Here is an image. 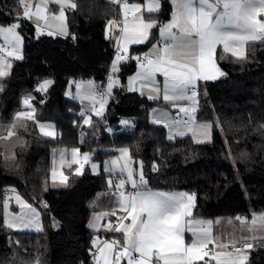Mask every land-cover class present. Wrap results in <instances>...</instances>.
<instances>
[{"label": "trees", "instance_id": "trees-1", "mask_svg": "<svg viewBox=\"0 0 264 264\" xmlns=\"http://www.w3.org/2000/svg\"><path fill=\"white\" fill-rule=\"evenodd\" d=\"M73 2L77 7L66 9L67 35L34 37V24L17 19L22 9L17 0H0V23L19 21L23 38L22 59H13L10 72L0 77V121L8 123L22 110L25 95L36 115L16 131L14 157H6L0 146V264H95L89 251L93 236H118L95 231L88 221L96 210L93 199L115 189L121 174L93 173L89 166L77 174L72 165L64 168V185L55 186L49 178L51 156L60 145L93 152L101 161L126 147L134 162H141L146 189L195 194L194 217H242L248 223L264 214V40L247 42L243 57L218 51L216 61L225 75L197 87L196 118L212 125L210 140L197 143L190 135L169 139L163 126L150 121L159 100L114 87L98 118L80 114V102L65 96L69 79L106 83L116 42L105 36V26L119 16L120 2ZM170 12L171 0H160L159 9L149 14L156 19L153 38ZM141 50L140 45L131 48L132 53ZM126 61L120 66L121 82L136 68L133 58ZM43 78L53 79L44 92L35 89ZM45 120L53 122L55 137L39 131L37 121ZM10 189L39 208L41 230H14L5 224ZM245 264H264V245L249 249Z\"/></svg>", "mask_w": 264, "mask_h": 264}, {"label": "snow or ice", "instance_id": "snow-or-ice-1", "mask_svg": "<svg viewBox=\"0 0 264 264\" xmlns=\"http://www.w3.org/2000/svg\"><path fill=\"white\" fill-rule=\"evenodd\" d=\"M60 5L59 14H53L51 19L65 21V8L75 9L77 5L72 0H54ZM111 2L119 3L120 0H111ZM154 2V0H153ZM18 6L22 8L23 15H18L17 19L25 18L32 19L35 16L37 19L48 20V16L44 15L46 9L39 4L33 5L31 0H17ZM177 6V11L173 13L172 20L160 28V36L164 43L161 56L156 59H148L145 55L144 59L148 61L147 65H141V71L137 73V77L144 84H156V75L159 73L163 76V99L165 101H191L193 107L191 109L180 107L179 113H184L188 117L187 120L177 118L169 123L171 129L173 125H183L189 131L195 127V117L189 115L190 112L196 111V103L198 93L196 90L197 81L199 80H215L216 73L219 76H224L216 63L215 55L217 47L222 46L224 52H231L233 55H243L238 53L234 46L247 43L249 41L264 39V19L259 17L264 14V0H173ZM35 11H32V8ZM124 9L129 10L128 5L124 4ZM138 5H133L132 10L137 9ZM156 8L151 4L148 7V12L155 11ZM109 25L118 27L114 21H109ZM154 22L146 23L143 20L132 24L131 28L125 20L124 26L120 29L122 33L121 39L125 44H143L150 39V30L156 27ZM19 23H13L7 27L0 26V35L4 36L5 41L13 45L14 49H18L21 41L17 29ZM53 33H49L52 35ZM60 34L66 35V28H61ZM5 49L0 47V53ZM127 52V48L123 49V53ZM117 48V55L112 62V72L118 71L117 65L120 61L127 57ZM9 56H14L16 59H22L17 54L16 50L8 51ZM181 57V59H177ZM139 59V58H137ZM10 69L11 64L7 63L2 55H0V77L6 76L8 72L5 69ZM52 81L45 80L37 85L38 91H46ZM90 88H94L91 81L88 82ZM79 85L77 88L79 89ZM113 82L109 77L107 93H102L101 96L111 92ZM155 91L160 92L161 88L157 86ZM85 98L91 99L95 103V96L89 94ZM156 99V97H149ZM24 103H29V98H25ZM103 102L100 103V108L103 109ZM83 115V113H82ZM96 115H102L101 111H96ZM26 117L32 119L31 113L20 112L16 119ZM167 114H164V119H167ZM86 124L90 120L85 119ZM160 122V121H157ZM13 124L10 127H14ZM41 131L45 136L54 137L53 125H40ZM199 128L204 131L201 133L208 136L211 124H201ZM264 128V125H261ZM179 135L185 133L180 132ZM13 132L9 131L8 136H12ZM195 135V133H193ZM171 138V136H170ZM197 143L206 142L197 140ZM127 149L121 150L122 153H127ZM78 149H73L75 157ZM243 155V154H242ZM88 155H84V160L87 162ZM74 162H77L74 160ZM119 158H114L111 161L112 165H117ZM93 169L97 166L92 165ZM127 164L120 167V172L123 173ZM142 168V166H141ZM155 170V166H154ZM111 171V169H108ZM79 174V169H77ZM67 178H65L66 180ZM112 185V181H108ZM125 183H131L133 192L125 195L120 192V206L126 213L121 220L131 219V223L125 225L120 223L115 227V232H122L124 242L113 240L105 241L102 247H98L93 253L95 264H120L121 259L127 258L128 264H208L206 260L210 256L208 244L213 243L210 227H201L199 231L194 225L203 226L207 223L211 225V221H193L188 219L191 217V209L195 206V194L187 193H167L161 191L143 190L146 189L147 181L144 179L141 170L139 182L134 179V173L131 169L127 171L126 180H121L117 189L124 187ZM17 202L22 208H29L32 213L35 209L31 205H27L19 195L16 196ZM4 208L7 210L8 202L5 201ZM115 214V213H113ZM102 215H107L104 213ZM23 227H29L30 222L24 216L14 217ZM99 219V217H96ZM237 219H241L237 217ZM254 217V222H255ZM264 221V217H260ZM242 223L244 221H241ZM5 223L9 228L15 227L16 224L9 223L7 219ZM90 227L95 225L90 224ZM192 232L196 240L189 245L184 243L183 234L185 230ZM39 230V228L37 229ZM19 243V242H17ZM93 245H96V240H93ZM218 248L227 249L231 247L239 254L236 259H231V252H216L211 254V259L216 261V264H244L247 256L241 253V249L236 248L235 244H220ZM245 249H251V244H245ZM92 251L91 249L89 250ZM133 252L139 254V258L133 256ZM37 264L39 262L37 261Z\"/></svg>", "mask_w": 264, "mask_h": 264}, {"label": "crops", "instance_id": "crops-1", "mask_svg": "<svg viewBox=\"0 0 264 264\" xmlns=\"http://www.w3.org/2000/svg\"><path fill=\"white\" fill-rule=\"evenodd\" d=\"M72 2H73V0H72ZM213 2H214V0H213ZM125 3L128 5V8H129V10H127V11L123 7ZM150 4L153 7L156 8V10L153 11V12H156L159 9V7H160V0H154V2H153V0L122 1V2H120L119 3V17H120V20H121V25L118 26V27H114V26L109 25V22H108L106 24V26H105V36L107 38H109L113 42H120L123 45V47L127 48L128 50H131V48L134 47V46L140 45L141 49H142L141 50L142 52H140L141 54L145 52V53H147L149 55L148 59L156 60V59H158L161 56L162 50L164 48V43L162 42V38L160 36V28L163 27L164 25L168 24L172 20L173 13L177 11V6L173 3V0H171V12H170V15H169V17L166 20H164L162 23H160L158 25L157 30H156L155 38L152 37V31L155 28L154 27L153 29L150 30V39L148 41H146L145 43H143V44H125L124 40L121 39L122 33L120 31V29L124 26L125 20L129 24L130 28H131L132 24L134 23V21L135 22H139L140 20H143L146 23L154 22L156 24V19L154 17L150 16L149 15L150 13L148 12V7H149ZM133 5H138L139 7L137 9H135V10H132V6ZM67 8L68 7L65 8V14H66V9ZM57 10H59L57 7H52L50 9H48L44 13V15L48 16L49 17L48 19L50 20L51 19L50 14L58 13V12H56ZM153 12H151V13H153ZM44 22L47 23L48 20L47 21L44 20ZM47 24H49V23H47ZM50 27L56 29L57 26H50ZM56 30H57L56 34H59L61 36H65L64 34H60V30L61 29H58V27H57ZM221 48H222V46H218L217 47V52L221 51ZM217 52H216V54H217ZM132 58L136 61V68H135V70L132 73H130L126 77L124 82H121L120 81V77H119V71H120L121 62H119L118 65H117L118 71L113 73L112 72V62L115 59V57L112 58V60L110 62V65H109V68H108V71H107V81L105 83L106 88L108 87L109 77L111 76V79H112V82H113L112 89L114 87H121L124 91H127V92H138V93L144 94V95H146L148 97H156V100L160 101V103L157 105V107L158 106H163V107L168 106V108H169L171 106L169 108L170 111L172 112L171 120H174L173 116L176 115V114H181V113L178 112L179 108H177V106L175 104H172L171 101H165L163 99V92H162L163 80H164L163 76L160 75L159 73H157V75H156V84H146L145 85L144 82L137 77V73L142 70L141 67H137V65L140 64V63L137 62V58L136 57H132ZM177 59H181V57H177ZM215 60H216V55H215ZM141 63H145V65H147L148 61L145 60V62H141ZM216 63H217V61H216ZM217 66H218L219 69H221L219 67L218 63H217ZM47 79L52 81V83H53V79L52 78H47ZM89 81L92 82L94 88H90L89 87V84H88ZM199 81H201V80H199ZM200 83H202V82H199L198 85H196V86L198 87ZM77 84H79V86H80L79 87V98H80V101H82L84 103L85 102L92 103V104H94V108L97 107V104L101 103V102H103V104L106 106L107 103L109 102L110 98H111V92H110L109 93V98L107 100L101 99L99 97L98 93H97V86L92 81V79H82V78H80L79 80H76V81L74 80L71 87L72 88H76ZM157 86H159L161 88L160 92L155 91V88ZM42 92H44V91H42ZM89 94L95 96V103H94L93 100L85 98ZM187 103L190 105V101H187ZM26 110H29V108H28V106L26 104H24L22 106V112H24ZM153 112L154 111L151 109L149 115H150V121L153 124H155L153 122V116H152ZM80 114H82V113L80 112ZM83 114H85V113H83ZM191 116H192V112H191ZM16 117H17V115H14L13 118L11 119V121L7 123V126L11 130H15V131H17L18 129L23 127L22 123H21L22 122L21 118L16 119ZM88 117L89 116L85 115L86 119H88ZM13 124L15 126L14 127H10ZM155 125H157V124H155ZM158 125L159 126H163L165 128V126L162 125V124H158ZM38 128H40V126H38ZM3 132H2V134L4 136H6L5 133H3ZM166 133L169 134V135L171 134L170 136L172 137V139H173L172 135H174V138L181 136V135L178 134V133H180V131H178V132L170 131L169 133L168 132H166ZM193 133H195V131H189L188 134H190V136H193ZM7 137H9V136H7ZM121 150H122L121 148H117L114 153H110V154L106 155L102 161L100 160L101 161L100 162V167H101V165L103 164V161L106 159V165L108 167L106 173L121 174L122 177L120 179L116 180L115 185H114L115 189L107 190V191H105V192H103V193H101V194H99L98 196L95 197L93 205L96 208V210L91 214V216L89 218V221H88V226L90 224L95 225V227H90L89 226L91 229H93L95 231H98L100 229H106V230H109L111 232H114V230H110L109 225L111 226V229H114L115 227H118L121 222L124 223L125 225L131 223V219L130 218L128 220H123V221L121 220V218L124 217L126 215V213L122 210V208L120 206L121 197H120L119 194H120V192H123L125 195H127L129 193H132L134 190H133V188L131 186V183H125L124 187L121 188V189H117V187H116V185H118L121 180H126L127 171L129 169H131L129 158H128L127 154L126 153H122ZM67 154H68V152H67ZM72 156H73V152H72ZM90 156H94V153L92 152V154ZM110 157L111 158H119V163L117 165H112L111 162H109V160H107ZM74 158L75 159L78 158L80 160V162H82L81 165H83V167L84 166H89L90 167V163H86L85 162L81 151L76 152ZM93 159L97 160L94 157H93ZM124 164H127V168H125L124 172L121 173L120 172V167L122 165H124ZM108 169H111V171H108ZM62 170H63L62 172L53 171V169L51 167V171H50V175H49L50 180L52 182H54V183H62V184L65 183L66 176L64 174V169H62ZM134 179H136L137 182H139V178H138L137 172L134 173ZM143 190H150V189H143ZM152 191H161V192H167V193H187V194L190 195V193L183 192V191H163V190H152ZM191 212H192V215L188 219H191L193 221H204V222L211 221L212 222L210 226L207 223H205L203 226L194 225V227L197 229V231H199V229L201 227H204V228L210 227V229H211V237L210 238L212 239L213 243H209L208 244V247H210V249H211L210 256L206 258V260L208 261V264H216V261L211 259V254H215L216 252H231L232 253L231 259H236V257L239 254H237L234 250H231V248L223 249V248H218L217 247V245L224 244V242L226 241V237L222 235V232H223L222 227H225V229H227V227L231 226V228H232L233 227L232 222L231 221L228 222V220H226L223 217H217V218H214V219H204V218L194 217L193 216V208L191 209ZM104 213H107V215H102ZM113 213H115V214H113ZM118 215H120V217ZM96 217H99V219H96ZM254 217L256 218L255 222H254ZM254 217L252 218L251 221H249L246 224L245 230L241 229L240 232L238 231V233L242 237H244V236H252V234H254L255 226L258 227L259 221L261 220L260 217H264V214L257 215V216H254ZM261 222H262V220H261ZM237 224L242 226V225H244V222L242 223L241 221H238ZM233 233H236V232L233 231ZM117 235L118 236H115V237L98 235V234L94 235L92 240H91V248H92L93 253H95L97 251L98 247H102L105 241L111 242L113 240H117V241H120L121 244H123V242H124L123 233L122 232H118ZM183 239H184V243L186 245H189V244H192L196 240V237L193 236L192 232H189L186 229L184 234H183ZM93 240H96V245L95 246L93 245ZM238 244L239 245H243L241 241H238V243H235V246H238ZM243 250H244L245 253H242V254L244 256H247L249 249H245V248L241 249V251H243ZM132 254H133V256L139 258V254L138 253L133 252ZM245 262H246V260L244 261V264H245ZM101 264H102V261H101ZM120 264H128L127 258L121 259Z\"/></svg>", "mask_w": 264, "mask_h": 264}, {"label": "rangeland", "instance_id": "rangeland-1", "mask_svg": "<svg viewBox=\"0 0 264 264\" xmlns=\"http://www.w3.org/2000/svg\"><path fill=\"white\" fill-rule=\"evenodd\" d=\"M31 2H32L33 5L39 4L42 8L46 9V11L51 8V4H55L56 7L59 9V10L56 11V12H58V13H56V15L59 14L60 5L56 4L54 2V0H31ZM32 11H35L34 6L32 8ZM53 14H55V13L50 14V17ZM22 15H23V10L21 9L19 16L22 17ZM65 17H66V14H65ZM259 18L260 19H264V14H262ZM27 20L31 21L34 24V26H35L34 37H38V36H40L42 34H48L49 35V33H53L52 35H59V34H56L57 27H58V29H61L62 27L66 28V32H67L66 19L63 22L58 21V20H53V19L49 20L48 19L47 23H49V24L44 22V19H37L35 16H33L32 19H27ZM14 23H19V21H15ZM11 24H13V23H11ZM11 24H1L0 23V26L7 27V26H9ZM50 26H57V27L55 29V28H52ZM17 31H18L19 35L21 36V34H20L18 29H17ZM21 38H22V36H21ZM261 40H264V39H261ZM1 45H3V48L5 49V51L3 53H0V55L3 56V58L5 59V61L7 63L11 64L12 60L16 59L14 56H9L8 55V51H10V50H16L17 54L22 56L23 38L20 41L18 49H14L13 45L7 43L5 41L4 36L0 35V47H1ZM245 45H246V43L240 44L238 47L234 46L236 51L238 53H242L243 55H233L231 52H224L223 47L221 48V51L224 52V53H229V54H231V55H233L235 57H243L244 54H245ZM5 70L8 73L10 72V69L6 68ZM216 75H217V78L220 77L218 75V73H216ZM45 80H48V79L47 78L41 79L36 84L35 89L37 90V85L39 83L45 81ZM203 81L204 80L197 81V85H198L199 82H203ZM72 84H73V80L69 79L68 82H67V85H66L65 93H64L65 96L70 97V98H75L77 101L80 102V112L81 113H93L96 117L102 118L103 114L105 112L106 106L104 105L103 109H101L100 108V103H98L97 107L94 108V104L87 103V102L84 103V102L80 101L79 89L77 88V86H76V88H72L71 87ZM77 85H79V84H77ZM25 98H29V100H30V95L22 96V99H25ZM172 104H175L177 106V108L186 107V108L191 109L193 107V104H192L191 101H190V105L187 103V101H175V102H172ZM27 106L29 108V111H33L32 110L33 106L31 104V102L28 103ZM195 107H196V110H197V103H196ZM169 108H168V106H165V107H163V106H158V107L155 106L152 109L154 111L153 115H152L153 116V122L155 124H157V125L158 124L164 125L165 129H166V132H168V133L170 131H175V132L180 131V132L185 133L184 135H181V136L190 135V134H188L189 133L188 128L184 127L183 125H179V126L173 125V127L171 129L169 128V123L172 121L171 120L172 112L170 111ZM96 111H101L102 115L97 116L96 115ZM20 112H22L21 109L20 110H16L14 115H17ZM165 113L167 114V117H168L167 119H164V114ZM192 116L195 117V122H194L195 123V127H193V130H192V131H195V135L191 136L192 139L194 141H197V140L208 141V140H210V138H211V129H210L209 135L208 136H204V135L201 134L204 130L199 128V125H201V124H210V123L209 122H205V121H199L196 118V111L194 113L192 112ZM21 121H22L21 123H22L23 127H25L27 125V123H28V121L25 120L23 117H21ZM157 121H160V122H157ZM36 124H37V126H40L41 124H45V125H49L50 124V125L54 126L53 122L52 121H48V120L37 121ZM9 131H12L13 135L10 136V137H7ZM39 131L42 133L41 128H39ZM2 132L6 133L7 136H4L2 134ZM54 132H55V136H56L57 132H56L55 126H54ZM170 135L167 134L168 138L172 139V137L170 138ZM172 136L174 138V135H172ZM17 138H18L17 132L15 130H11L7 126V123H5L3 121H0V146L3 148V152H4V155L6 157H8V158L14 157L15 153H14V150H13V145L16 142ZM73 149L74 148H67L65 146L60 145V146L55 147L52 150L51 167H52L53 171L62 172L63 171L62 169H64L65 167H69V166L75 165L74 166V171L77 172V169H79V173L82 172V169L85 166L83 167V165H81L82 162H80V160L78 158L75 159L74 156H72ZM121 149L123 150V149H127V148L123 147ZM67 152H68V154H67ZM85 154H87L88 157H89V159H88V161L86 163H90L91 171L93 173H99L100 171L107 172V168L108 167L106 165V159L103 161V164L100 167V162L101 161L100 160H94L93 159L94 156H90L92 154V152L82 151V156L83 157H84ZM126 154H127L128 158H129L131 170L133 171V173L137 172L138 178H139V175H140V172H141V162H140V160L138 159V160H135V162H134V160L129 156L128 151H127ZM113 159L114 158L110 157L107 160H109V162H111ZM74 160L77 161V162H74ZM93 164H95L97 166L95 169H93V167H92ZM51 183L53 185H55V186L64 185L62 183H54L52 181H51ZM17 195H19L21 197V199L27 205H31V208L35 209V213H32L31 210L29 208H27V207L22 208L21 205L16 200V196ZM190 195H191V193H190ZM94 200H95V198L93 199L92 203L94 202ZM5 201L8 202V208H7V210H5V208H3V211H4L3 212V218H4V222L7 219V221L9 223L16 224V226L12 227V229H14V230H30V231H32V230L33 231H38L37 230L38 228H39V230L42 229V221H41V217H40V211H39V208L34 203L29 202L20 193H18L17 191H15L13 189H10L8 191V196H6ZM5 201H4V203H5ZM89 205H91V203H89ZM19 216H24L25 219L30 222V226L29 227H23L22 225H20L18 223V221H15L13 219L14 217H19ZM223 218L228 220V222L231 221L232 225H233L232 228H231V226H229V227H227V229H225V227H222V230H223L222 235L226 237V241L224 242V244L232 245V244L238 243V241H241L244 245L245 244H251L252 248L264 245V222L263 221L261 222V220H260L258 227L255 226L254 234H252V236H244V237H242L238 233V231L240 232L241 229L245 230V228H246L245 226H246L248 220L245 219V218H242V217H239V218H241L239 220L237 219V217H234V218L223 217ZM238 221H244V225H242V226L238 225L237 224ZM233 231L236 232V233H233ZM229 248H231V247H229ZM231 250H234V249L231 248ZM241 253H245L244 250L241 251Z\"/></svg>", "mask_w": 264, "mask_h": 264}, {"label": "built area", "instance_id": "built-area-1", "mask_svg": "<svg viewBox=\"0 0 264 264\" xmlns=\"http://www.w3.org/2000/svg\"><path fill=\"white\" fill-rule=\"evenodd\" d=\"M123 1H126V0H123ZM121 2H122V1H121ZM114 22H115L118 26H120V25H121L120 17L118 16L117 18H115V19H114ZM1 47H3V45H2ZM118 47L121 49V52L123 53V49H124L123 45H122L120 42H116L115 45H114V47H113V49H112L113 57H116V55H117V48H118ZM123 54H124L127 58L124 59V60H122V61H120V62L126 61V60H128V59H130V58H132V57H136V58H139V59H137V62L141 63V62H145V60H146V59H144L145 55H147L148 58H149V55H148L147 53H145V52L142 53V54H141L140 52H138V53H136V52H135V53H132L131 50H128V49H127V52H126V53H123ZM106 81H107V75H106V80H105V82H106ZM196 90H197V93H198V88H197V86H196ZM97 93H98L99 97H100L101 99H103V100H107V99L109 98V93L103 95V97L101 96L102 93H107V88H106L105 84H102V85L97 86ZM24 100H25V99H21L19 107H20V106H23V105L25 104V103H24ZM29 102H30V100H29ZM24 112H25V113H31L32 116H33V118H32V119H29V118H26V117H23V118H25V119L28 120V121H35V120H36V115H35V113H34L33 111L26 110V111H24ZM189 115H191V112L189 113ZM177 118H180V119H183V120H187V119H188V117L185 116L184 113L176 114V115L173 116V119H174V120L177 119ZM5 135H6V134H5ZM118 216L120 217V215H118ZM236 248L243 249L244 246H243V245H238V246H236ZM208 250H209V252L211 251L210 247H208ZM136 258H137V257H136Z\"/></svg>", "mask_w": 264, "mask_h": 264}, {"label": "water", "instance_id": "water-1", "mask_svg": "<svg viewBox=\"0 0 264 264\" xmlns=\"http://www.w3.org/2000/svg\"><path fill=\"white\" fill-rule=\"evenodd\" d=\"M141 65H145V63H140V64L137 65V67H141Z\"/></svg>", "mask_w": 264, "mask_h": 264}]
</instances>
